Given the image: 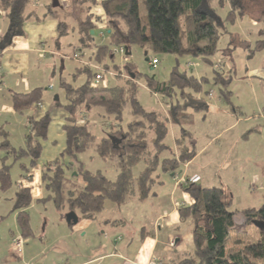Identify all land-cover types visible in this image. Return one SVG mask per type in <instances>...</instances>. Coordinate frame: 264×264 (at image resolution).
<instances>
[{
	"label": "trees",
	"instance_id": "16d2710c",
	"mask_svg": "<svg viewBox=\"0 0 264 264\" xmlns=\"http://www.w3.org/2000/svg\"><path fill=\"white\" fill-rule=\"evenodd\" d=\"M31 1L0 0V8L7 12L9 21L7 38L22 34V24L27 18L25 10ZM71 1L72 18L79 33L77 50L91 47L95 49L92 51V59L96 65L97 60H105L110 53L113 58L121 48L130 53L133 46L140 47L145 53L149 50L154 54L188 55L200 58L206 64H211L210 58L216 53L221 30L215 22V14L211 13L209 7L214 0ZM139 1L145 9V21L140 16ZM255 1L258 0H218V6L226 4L229 7L223 23H233L237 16L250 15L249 3ZM261 1L264 3V0ZM95 5L101 7L105 16L108 39L105 45L93 44L91 31H94L95 22H99L98 18L90 14V8ZM58 9L60 8H52L51 4L47 7L48 14L57 19L58 38H61L68 34L69 26L55 13ZM84 13L86 17L81 21L78 15ZM183 17L181 26L180 20ZM262 24L263 28L259 32L262 38L256 42L249 58L255 51L264 48V18ZM128 56H125L124 63L128 62ZM102 67L109 73L106 66ZM124 72L128 79L114 87H94L92 81L97 71L91 66L81 65L76 69L73 80L79 75L85 77L84 83L78 87L60 79L65 104L61 105L59 101L53 104L62 107L67 114L62 126L65 145L59 157L47 162L41 169L40 181L45 196L39 199L38 203L51 202L54 209L61 214L74 213L78 220H94L105 210L108 203L121 205L131 197L143 201L152 196L153 187L160 183L157 173L175 174L182 165L194 158L195 142L183 126L190 123L191 116L188 111L206 113L208 110L207 100L194 96L202 91L205 80L187 76L177 69L171 72L167 82L159 83L153 76L145 78L146 88L152 94L161 96L165 101L169 100V103H166L169 111L164 117L154 112H146L139 104L137 81L140 75L135 67L127 63ZM213 72V82L221 87V97L227 100L231 95L227 87L232 76L225 77L223 73L215 70ZM116 77L122 78L121 75ZM42 91L34 89L26 94L12 93L11 108L21 113L37 105L41 100ZM175 91L179 93V98ZM126 105L130 106L131 121L124 131L120 129L119 123ZM94 108H100L107 116H112L117 125L116 133H108L98 143H95V137L90 133L87 123L79 122L77 118L81 110L90 111ZM27 123L29 130L24 148H13L8 142L7 134L0 129V150L6 155L0 160L2 192L11 186L10 167L5 164L7 157H12L15 162L29 159V168L23 166L25 174L22 179L30 181L31 171L42 153L41 142L47 138L49 116L45 114L39 120L29 117ZM169 124L180 127V135L174 138L172 148L165 143ZM90 147H94V151L102 160L115 163L117 174L114 180L107 179L100 171L92 173L85 170L82 163L77 161V156ZM164 152H168V156L163 158L161 155ZM141 163L143 168L135 175L133 170ZM72 166L76 168L68 178L67 172L72 170ZM178 187L192 200L191 205L181 207L178 211L180 220L190 221L193 226L192 251L172 264H264V228H256L259 232L256 242H245L241 248L226 250L236 217H241L245 225H251L253 222L264 224V205L259 208L230 211L232 195L225 189L204 188L196 182L179 183ZM32 199L30 188L21 186L17 188L13 198L12 212L16 214V224L23 239L33 236L28 214ZM67 225L74 226L72 222Z\"/></svg>",
	"mask_w": 264,
	"mask_h": 264
},
{
	"label": "rangeland",
	"instance_id": "374dc122",
	"mask_svg": "<svg viewBox=\"0 0 264 264\" xmlns=\"http://www.w3.org/2000/svg\"><path fill=\"white\" fill-rule=\"evenodd\" d=\"M40 2L45 8L49 4V0H40ZM217 2L218 0H214L209 4L211 13L213 15L215 14V22L220 26L221 30V36L217 41L216 53L210 58L211 64H206L200 58H194L188 55L174 56L154 54L149 50L145 56V50L138 46L131 47V54L128 56L127 62L132 64L136 72L140 75L137 81V100L139 104L146 112H154L164 117H166L169 111L166 104L169 103V100L166 99L165 101L161 96H154L146 88L145 78L153 76L155 81L159 83L167 82L171 72L177 69L178 72L186 73L187 76H193L196 79L203 78L205 80L202 85V91L194 96L198 99H204V101L207 100L208 102H212V99L215 98L218 103L215 104L216 107L214 109L206 113L188 111L189 116H191L190 123L184 125L183 129L190 133L193 137V141L196 142L194 145L195 154L198 153L201 147L206 146L209 139L215 137L216 134H219L222 139L227 138L230 133H223V129L230 126V123L236 120H239L241 128L246 127L248 130L256 125H264V81H259L256 78H252L250 81V78L246 79L245 73V66H247L248 70H251L256 68L258 64L264 65V48L255 51L251 59L248 57L249 53L251 54L252 51H254L256 42L262 38L259 36V32L263 28L264 3L261 0L249 3L248 10L250 15L245 14L241 17L237 16L233 23H223L228 14L229 7L226 4L218 6ZM59 3L62 11L58 9L55 13L59 15L61 21H65L66 25H75L76 23L72 18V1L65 0V2H61L59 0ZM139 7L141 19L145 21L146 13L141 1H139ZM78 17L83 21L86 14H79ZM183 20L184 17L180 20L181 26L183 25ZM92 37L95 46L108 43L106 30L104 31V38H99L98 31H94ZM59 44L61 57H57L52 81L46 78L43 85H41L45 90V98H43V101L39 102L37 106H32L23 111L26 114L32 115H36V113L40 111H43V115L47 114L53 124L51 130L52 135L55 136L54 140L56 141L57 134L60 132V128L57 124L62 120L63 114L67 116L62 107L53 104L55 97L58 98L61 105L65 104L64 92L60 87V78L76 87L80 86L85 81L84 75H79L75 80L72 78L76 69L83 63L79 66L74 60L64 57L70 56L72 48L79 46L77 45V29L70 31L66 36L60 38ZM84 50H86L88 57H84V62L86 64H83V66L96 67L98 72H103L108 87L121 85L128 79L124 72V67L127 63H124L125 61L123 59L126 58V55L123 56L115 53L112 58L110 56L112 53H110V58L107 57L101 62L97 60L98 65H96L92 59V57H94L92 51L95 49L91 47L90 49L85 48ZM83 52L86 54L85 51ZM153 58L157 60V64L154 66L150 64ZM195 64H197V66H195ZM228 64H231L233 67V80L227 87V91L230 92L231 95L225 100L220 94L219 89L221 87L215 85L213 82L214 72L212 67L219 65L220 71L224 70L227 72L226 68ZM61 65L63 67L62 70H60ZM102 66H106L110 74L106 73ZM186 66L189 68H186ZM116 75H121L122 78L118 79ZM227 76L228 74L225 75V77ZM50 81L53 85V89L51 90L48 89ZM174 93L177 95V98H179V93L177 91ZM254 93L256 94L255 96L253 95ZM211 95L212 98L209 97ZM130 113V106L126 105L122 113L121 123H119L120 129L124 131L131 121ZM17 117L24 120V118L20 117V114ZM77 118L79 122L87 123L90 133L95 137V143H98L102 137H106L108 133H116L117 125L114 118L112 116H107L100 108L91 109L89 112L81 110V114H79ZM20 123L10 114L3 112L0 107V129L7 134L9 144L15 149L24 148V142L20 136V131L22 129ZM179 130L180 127L171 124L168 125V135L165 143L171 148L173 146L174 137L180 135ZM260 141L263 142L262 136H257L247 144V152L252 153L251 155L257 152L259 156L257 160H249V163H247V170L241 176L236 175L237 171L234 173L230 170L229 172L231 173H229L227 170H221L220 164L217 165V160L220 161V159H222V162H224L225 157L221 156L215 159L217 156L215 154L218 152L216 149L221 146V144H219L220 142L215 141L203 151L201 157L198 155L199 158L194 161L185 174L189 178L194 174L198 184L204 188H211L212 186L219 187L221 184H228L229 188H231L234 193V200L230 207V211H240L245 208H259L264 205V181L261 180L262 174L264 173V149L263 146L259 145ZM1 142L2 136L0 133V143ZM49 147H51L50 144L44 145L37 164L45 165L47 161L53 158L54 154ZM167 155L168 152H164L161 156L164 158ZM5 156V153L0 150V160H3ZM77 161L82 163L84 169L89 172L94 173L100 171L109 180H114L116 177L117 170L115 163L102 160L94 151V147H90L84 153L78 155ZM5 164L10 167L9 175L11 186L5 192L0 190V246L2 248L5 244L4 240L6 237L8 239L9 237L14 238L16 236H21L14 213L12 212V203L15 192L19 186V181L25 174L23 166L29 168L30 161L29 159H21L15 162L12 157H7ZM75 168V166H72V170L67 172L68 178L71 177V173ZM142 168V163L138 164L133 170L134 174L136 175ZM180 171L183 172V169ZM187 182L189 181L183 178L181 183L186 184ZM33 190H35V184H33ZM43 193H45L44 190ZM28 214L30 230L34 236L41 231L45 220H47L46 222L48 223L52 220L56 215V211L51 202H46L45 204L33 202L29 206ZM232 233L233 235L242 234L243 237H245L244 243L256 242L255 237L259 235L258 230L252 224L244 225L240 218L236 219Z\"/></svg>",
	"mask_w": 264,
	"mask_h": 264
},
{
	"label": "crops",
	"instance_id": "0c3cea01",
	"mask_svg": "<svg viewBox=\"0 0 264 264\" xmlns=\"http://www.w3.org/2000/svg\"><path fill=\"white\" fill-rule=\"evenodd\" d=\"M60 1L65 2V0ZM49 4H51V0H49ZM47 7L45 8L40 0L31 1L25 10L27 18L22 24V34L11 38H7L9 28L7 12L0 8V107L3 112L10 114L19 123H23H20L22 128L20 136L23 142L29 130L28 118L39 120L44 115L43 111L37 112L36 115L13 111L11 94H26L34 89H42L40 102L43 101L45 90L41 85L46 78L52 81L57 57H61L60 38H58L57 32L58 22L55 17L48 14ZM90 14L99 19V22L94 24V31L99 32V38H104L105 16L103 10L99 5H95L90 8ZM75 25H69L68 33L77 29L74 28L77 27V24ZM77 37L79 39L78 29ZM83 51L86 52L84 49L81 51L77 50V47H73L71 55L64 57L74 60L80 66L82 63L86 64L84 57H88L87 52L85 54ZM75 54L78 55L77 58L74 57ZM186 68L189 67L186 66ZM215 68L212 67V70ZM62 69L61 65L60 70ZM226 70L227 72L223 70V73L232 76L233 67L231 64L227 65ZM245 73L246 79L250 78V81L252 78L264 81L263 64H258L251 70L245 66ZM51 81L48 85L50 90L53 89ZM105 86H108L106 79ZM212 95L209 97L212 98ZM53 102L56 101L53 100ZM217 103L215 98L212 99V102H208L209 109L207 111L214 109ZM19 114L24 120L17 117ZM65 118V114H63L62 120L57 124L60 128L57 141L52 135L53 124L50 121L47 138L41 142L42 151L44 145H51L49 149L54 156L50 161L58 158L64 149L65 136L62 126ZM224 132L230 133V135L222 139L219 134H216L215 137L209 139L206 146L200 148L191 161L182 165L175 174L157 173L160 183L153 187V195L143 201L131 197L121 205L108 203L105 210L98 214L94 220H78L77 224L72 227L67 225L65 214L55 210L56 215L49 223L45 220L41 231L31 238L23 239L24 243L20 253L13 249V238L7 239L6 237L3 248L0 246V264H172L178 262L192 251V224L190 221H181L178 214L181 207L192 204L190 197L179 189V183L184 178L186 181H195L198 184L194 174L191 178L185 174L189 167L215 141L221 144L220 148L216 149L218 152L215 154L217 155L215 159L221 156L225 157L224 162L222 159L217 160V165L220 164L221 170L228 172L232 170L234 173L237 171L236 175L241 176L247 170L249 160H257L259 156L257 152H254L253 155L247 152L249 141L251 142L257 136H262L263 142L260 141L259 145L264 149V125H256L248 130L246 127L241 128L239 120H236L224 128ZM43 167L44 165L36 164L31 171V180L21 179L19 181V186L30 188L32 203L38 202L45 196L40 181ZM181 169L183 172L180 171ZM232 175L234 176L233 173ZM262 175L261 180L264 181V173ZM33 184H35V190H33ZM219 188L231 193L232 205L234 200L232 189L228 184H221ZM14 216L16 219L15 213ZM237 218L241 219V217ZM244 238L242 234L233 235L231 231L226 250L242 247ZM258 238L259 235L255 237L256 241Z\"/></svg>",
	"mask_w": 264,
	"mask_h": 264
},
{
	"label": "built area",
	"instance_id": "2783aa9c",
	"mask_svg": "<svg viewBox=\"0 0 264 264\" xmlns=\"http://www.w3.org/2000/svg\"><path fill=\"white\" fill-rule=\"evenodd\" d=\"M119 54L121 55H125L126 51L125 49L121 48L119 49L118 51ZM75 58L78 57L77 54L74 55ZM124 61L126 60L125 58L123 59ZM150 64L152 66L156 65L157 64V61L156 59H152L150 61ZM93 69H95L97 71L93 81H92V85L94 87H100V86H104V82H105V76L103 74H101L100 72H98L97 68L96 67H92ZM215 70H217L218 72L220 73H223V70L220 71L221 69L219 68V65L216 66ZM192 182H195V181H192ZM23 238L21 236H16L12 239V246H13V249L17 252V253H20L22 251V246H23Z\"/></svg>",
	"mask_w": 264,
	"mask_h": 264
},
{
	"label": "water",
	"instance_id": "95a60500",
	"mask_svg": "<svg viewBox=\"0 0 264 264\" xmlns=\"http://www.w3.org/2000/svg\"><path fill=\"white\" fill-rule=\"evenodd\" d=\"M51 7L52 8H60L58 0H51ZM91 34H93V31H91ZM144 54H146V53H144ZM126 55L127 56L130 55V53H126ZM54 101H58V98L55 97ZM74 175H75V173H74ZM65 221L67 224L72 222L73 225H76L78 222V218L74 213H68L65 215ZM252 225L257 229L264 228V224L261 222H253Z\"/></svg>",
	"mask_w": 264,
	"mask_h": 264
}]
</instances>
